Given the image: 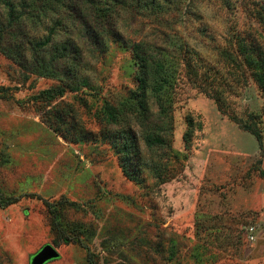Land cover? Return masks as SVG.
Wrapping results in <instances>:
<instances>
[{
    "label": "rangeland",
    "instance_id": "rangeland-1",
    "mask_svg": "<svg viewBox=\"0 0 264 264\" xmlns=\"http://www.w3.org/2000/svg\"><path fill=\"white\" fill-rule=\"evenodd\" d=\"M14 1L10 17L0 2V193L18 199L0 202V264H31L47 243L60 257L46 264H264V92L238 52L242 38L264 48V0H110L108 50L83 41L82 58L53 62L57 75L20 60H49V43L34 38L60 19L70 26L59 39L76 45L81 15L72 0ZM141 40L176 65L168 116L152 98L146 116L122 106ZM75 67L89 87L40 94L79 82L68 78ZM105 103L122 107L120 122L107 121ZM151 129L165 144L146 143ZM125 131L137 141L134 179L111 144Z\"/></svg>",
    "mask_w": 264,
    "mask_h": 264
},
{
    "label": "trees",
    "instance_id": "trees-1",
    "mask_svg": "<svg viewBox=\"0 0 264 264\" xmlns=\"http://www.w3.org/2000/svg\"><path fill=\"white\" fill-rule=\"evenodd\" d=\"M33 3L36 0H31ZM0 2L4 3L9 10L8 17L15 15L17 13L18 5L14 0H0ZM90 3V7L86 6V3ZM110 0H103V2H99L98 0H72L70 2L72 15H81L82 18L78 24H74V29L80 34L78 43L74 45V38L72 35L68 34L66 40L61 41L59 39V33L61 30L67 31L68 24L64 19H60L57 24L53 25L50 28L49 36L44 39L43 35L36 36L34 39L36 42V47L40 49L45 43H49L51 46L50 49V58L49 60L45 59V56L42 55L40 57L41 62L38 63V66H31L27 62V58L23 55L20 63L22 66H26L29 72H41V73H59L58 68L52 69V64L54 61H57L58 58H65L64 60H69L68 57L73 56H83V49L81 43H86L91 46L92 51L102 53L108 50V31H105V22L106 18L109 17L111 12L114 9L116 4H109ZM137 3L144 5H154L156 6V2L154 0H150L149 2H144L143 0H137ZM136 3V4H137ZM34 7V4H32ZM61 7V6H60ZM20 16V13L18 14ZM84 17V18H83ZM2 29L0 28V36L2 35ZM66 33V32H65ZM69 33V30L68 32ZM77 36V35H76ZM44 39V41H43ZM84 39V40H82ZM62 44V46H59ZM122 43V42H121ZM121 45H127L126 43H122ZM45 46V45H44ZM149 47L151 45L147 43V41L141 40L139 42H133L130 45V48L134 54V58L138 65V70L136 74L137 87L132 92V96L130 100L124 101L123 107L128 106V109L131 110L134 114L138 116L147 115L148 113V101L149 98L154 99V101L159 104L161 108V114L165 117L168 116L169 106L167 104L168 99L170 100V96L177 87V77L178 71L174 60L171 61L170 57L167 54H161L158 52L152 51ZM153 48V47H152ZM6 53L11 57L14 54L12 50L4 49ZM238 52L242 55V60L245 64L250 68L251 73L254 78L258 82L260 88L264 92V48H262L259 44H255L252 42H248V40H244L243 38L238 43ZM170 56V55H169ZM16 59V58H15ZM185 59V58H184ZM56 67V65L54 66ZM70 71L68 78H79V82L76 81L74 85L71 86H59L57 88H49L44 89L40 93L42 96H64V94L70 90H79L80 87H89V82L83 77V74L80 72L81 70L77 67L68 68ZM82 77V78H81ZM86 91V90H85ZM225 104L223 100H219L218 105L221 111H225ZM102 110V114L107 118L108 122L118 123L123 119L122 107L117 108L116 105L105 103V105L100 109ZM232 117V116H231ZM246 129L253 133L260 144H262V134L257 130H253L249 127ZM125 136L114 138L115 142H111V144L118 148V150L122 153L123 157V168L125 173L131 177L136 178V176L129 170L128 163L130 164V159L132 153H136L137 149V141L133 138V136L126 137L127 131L124 132ZM186 137H189L188 132L186 133ZM145 141L147 144L152 145L155 142L159 144H165V139L157 129H151L145 137ZM1 195V193H0ZM18 198H12L11 196H0V202L2 206L5 207L11 203H14Z\"/></svg>",
    "mask_w": 264,
    "mask_h": 264
},
{
    "label": "water",
    "instance_id": "water-1",
    "mask_svg": "<svg viewBox=\"0 0 264 264\" xmlns=\"http://www.w3.org/2000/svg\"><path fill=\"white\" fill-rule=\"evenodd\" d=\"M60 257L59 251L50 243L42 246L32 257L31 264H46Z\"/></svg>",
    "mask_w": 264,
    "mask_h": 264
}]
</instances>
